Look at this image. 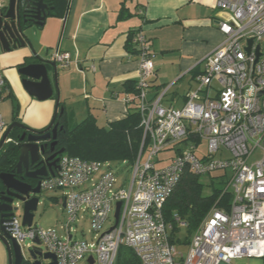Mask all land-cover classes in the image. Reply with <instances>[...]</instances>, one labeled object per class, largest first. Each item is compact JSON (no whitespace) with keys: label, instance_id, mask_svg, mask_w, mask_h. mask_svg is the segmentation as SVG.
Wrapping results in <instances>:
<instances>
[{"label":"built area","instance_id":"2783aa9c","mask_svg":"<svg viewBox=\"0 0 264 264\" xmlns=\"http://www.w3.org/2000/svg\"><path fill=\"white\" fill-rule=\"evenodd\" d=\"M216 7L228 13L219 23L225 40L204 59L195 87L187 92L181 107L163 104L167 88L149 98L155 54L145 33H136L137 99L145 135L131 179L118 186V173L108 162L62 154L56 173L44 177L41 187L62 190L66 235L34 224L23 226L15 213L6 225L21 246L30 238L31 249L38 238L55 254L57 264H117L122 245L134 252L139 264H232L243 257L264 259V52L261 49L257 62L255 55L264 38V0H217ZM250 38L254 42L248 55L245 48ZM54 58L62 67L73 63L70 52L56 51ZM4 84L0 75V86ZM8 126L0 117L1 135ZM147 136L149 146L143 153ZM204 142L207 152L200 155L198 148ZM167 148L173 152L168 162L156 165L158 155ZM255 153L261 157L251 161ZM186 171L201 176L224 172L232 198L209 212L190 236L184 255L171 242L173 222L166 219L164 204ZM81 211L90 216L92 240L77 238L73 232V223L87 217L80 216ZM112 213L115 223L102 231ZM174 222L181 229L186 227L177 213Z\"/></svg>","mask_w":264,"mask_h":264},{"label":"crops","instance_id":"0c3cea01","mask_svg":"<svg viewBox=\"0 0 264 264\" xmlns=\"http://www.w3.org/2000/svg\"><path fill=\"white\" fill-rule=\"evenodd\" d=\"M7 3L0 0V8ZM216 3L217 0H71L66 20L49 16L44 26H33L28 33L35 50L45 58H54L56 51L71 53L73 63L69 67L58 65V83L60 103L74 121L92 113L100 126L108 127L127 114L128 106L122 99L124 83L139 77V54L129 51V34L144 32L155 54L156 71L149 98L167 88L163 104L181 107L194 87L196 74L205 66L204 59L225 40L219 23L227 12L217 8ZM121 7L126 8L124 15H131L120 18ZM18 48L22 49L6 51L0 41V75L20 103L22 122L44 129L55 113L57 89L46 100L25 89L19 68L35 59L29 46ZM50 73L53 77L52 67ZM3 87L0 86V117L10 125L14 102Z\"/></svg>","mask_w":264,"mask_h":264},{"label":"trees","instance_id":"16d2710c","mask_svg":"<svg viewBox=\"0 0 264 264\" xmlns=\"http://www.w3.org/2000/svg\"><path fill=\"white\" fill-rule=\"evenodd\" d=\"M45 2L53 7L49 11L48 17L64 18L69 0H45ZM2 8L6 10V7ZM125 10V7H121L120 18L131 15V13L124 15ZM34 24L32 21L28 22V25ZM138 32L133 31L129 34L127 47L129 51L139 54V49L133 43V38ZM123 86L124 96L128 95L132 98L131 101L125 102L128 106L127 114L124 118L111 122L108 127L100 126L92 113H89L83 120L75 122L65 109L64 114L58 118L64 129L60 130L57 135V147L65 148L64 154L85 160L108 162L117 173L120 171L121 163L132 168L139 157L145 130L141 124L142 116L138 109L139 100L137 98L140 92L138 79L127 80ZM3 92H7V96L13 99V121L22 122L19 116L20 103L15 94L7 84H4ZM22 131L21 128H14L0 150V173L11 172L15 169L20 155L19 136ZM148 146L149 137L147 136L143 153L148 149ZM226 182L225 173L222 171L203 176L186 171L182 175L176 189L164 204V215L169 222H173V228L170 231V239L173 244L184 242L188 244L190 236L198 229L209 212L216 205L221 207L228 204L232 194L226 190ZM207 188L210 191L206 193L205 189ZM3 189L5 186L0 179V190ZM175 213L186 222L188 232L186 241L176 234L178 231L180 232L181 228L174 222ZM117 264H139V261L130 248L122 245L118 251Z\"/></svg>","mask_w":264,"mask_h":264},{"label":"water","instance_id":"95a60500","mask_svg":"<svg viewBox=\"0 0 264 264\" xmlns=\"http://www.w3.org/2000/svg\"><path fill=\"white\" fill-rule=\"evenodd\" d=\"M71 0H69L68 8L64 17L66 20ZM6 10L0 8V41L6 51L12 48L29 46L32 50L31 57L35 61H30L26 65L19 68L24 78L22 83L25 89L40 100H46L53 96L56 87L57 89V102L56 109L50 124L44 129H34L29 127L23 122L13 121L7 131L3 134L0 140V150L7 142L11 131L18 127L23 131L19 136L21 142L19 160L15 169L11 172H1L0 179L2 180L5 190L2 192L5 196L0 199V237L7 246L9 254L8 264H22L25 256L22 251L20 243L11 236L7 230L6 222L10 220L15 211L23 205L24 214L22 218V225L31 227L34 224V212L37 210L41 192V181H38L36 187L25 181V178L37 179L39 177H47L54 175L57 169L52 168L46 164L38 170H30V165L37 163L42 156L47 152H52L57 147L58 132L64 129L58 120L65 112V107L60 103V91L58 83L59 68L55 58L49 59L40 55L33 47L28 29L40 25L44 26L47 15L53 7H50L45 0H8L5 6ZM32 21L34 25H28ZM38 27V26H37ZM254 40L248 39L246 52L248 55L252 52V45ZM261 45L257 46L255 51L256 62L261 56ZM30 57V58H31ZM52 67L54 73L53 77L50 73ZM65 148L56 151L49 159H52L57 154H63ZM20 174L21 177H18ZM3 200V203L1 202ZM17 200L18 207L11 205ZM66 203H63L65 207ZM121 202L116 204L115 218L118 220L120 214ZM34 247L30 249V255L36 258L38 255H43L47 259H51L49 264H57L56 256L53 253L41 252L39 245L41 241L36 238L34 240ZM32 264H41L39 260L33 261Z\"/></svg>","mask_w":264,"mask_h":264},{"label":"rangeland","instance_id":"374dc122","mask_svg":"<svg viewBox=\"0 0 264 264\" xmlns=\"http://www.w3.org/2000/svg\"><path fill=\"white\" fill-rule=\"evenodd\" d=\"M228 18V14L226 13L223 19ZM258 45H261V49L264 52V38L261 43ZM257 45V46H258ZM256 46V50H257ZM17 49H22V48H17ZM13 50V51H18V50ZM255 50V51H256ZM205 65V61L203 63V66ZM186 80V79H185ZM183 81L186 83V81ZM195 87V83H193ZM253 89H250L248 93H252ZM182 100V99H181ZM104 124H107L106 121H104ZM172 147V145H170ZM170 148V147H168ZM165 149L157 157V164L158 166H162L168 162V159L170 156L173 154L172 150L170 149ZM207 152V146L206 142L201 144V146L198 148V153L200 155H203ZM148 153L146 152L143 157L142 161L146 160ZM261 155L259 153H255L251 161H255L256 159H259ZM136 163V162H135ZM120 171L118 172V183L117 185L120 186L123 182L127 185L128 181L132 177V168H129L128 166L124 165L121 163L119 165ZM218 171H216L217 173ZM205 178V177H203ZM126 179V180H125ZM210 191L209 188L205 189V192L207 193ZM63 196L62 190H43L41 194L39 195L40 197V202L38 205L37 210L34 212L35 217H34V225L37 227H42V228H52L58 231V233L62 236L66 235V229L64 227L66 221H67V215L66 211L63 207V203L61 202V197ZM15 207H18L17 205H14ZM16 215L20 220L23 218L24 214V208L23 205H20L18 209L15 211ZM86 215V218H80L76 223H73V232L77 238L81 239H86V240H92L94 236V232H92V227H91V219L89 214L84 213V211H81L80 216ZM115 223V218H114V213L111 214V217L109 221L105 224L104 228L102 231L107 230L109 227H111ZM178 236L182 237L183 241H186L188 232L186 227H183L180 232L178 231L176 233ZM32 243V239L28 238L25 241V245H22V251L25 255L26 258L31 257L30 256V248L28 247V244ZM39 247L41 249L43 248V245L40 244ZM177 250L179 252H182L184 255H187L189 246L186 242L184 243H176ZM9 262V254H8V249L4 241L0 237V264H8ZM78 264H83V262H80ZM232 264H264V259L261 258H250V257H243L239 259H234L232 261Z\"/></svg>","mask_w":264,"mask_h":264},{"label":"flooded vegetation","instance_id":"af4514ba","mask_svg":"<svg viewBox=\"0 0 264 264\" xmlns=\"http://www.w3.org/2000/svg\"><path fill=\"white\" fill-rule=\"evenodd\" d=\"M60 150L58 147H56V149L52 152H47L45 153L42 158L35 164L33 165H30V170L32 171H35V170H38L42 167L43 164H46L52 168H55V169H58L59 168V161H60V158L62 156V154H57L55 155L52 159H49L50 156H52L56 151ZM64 154V153H63ZM18 177H21L20 174H17ZM44 177H39L37 179H32V178H25V181H27L28 183H30L33 187H36V185L38 184V181H42ZM5 189L3 190H0V199L5 196L2 192L4 191ZM43 190L41 189V192ZM41 192L39 194H34V195H40ZM3 203V200L1 201ZM19 202L17 200L14 201V203H12L11 205H17ZM21 205V203L19 204ZM43 248L45 249H41V252L43 254L45 253H48L49 251L46 249L45 246H43ZM51 253V252H50ZM25 256V255H24ZM31 256V255H30ZM35 260H39L41 262V264H49L51 263V259H47L45 258L43 255H38L36 258H34L33 256L29 257V258H26L24 259L23 263L22 264H32L33 261Z\"/></svg>","mask_w":264,"mask_h":264}]
</instances>
